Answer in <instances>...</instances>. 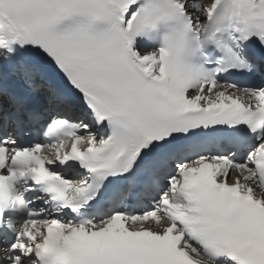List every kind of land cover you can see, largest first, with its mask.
<instances>
[{"label": "snow or ice", "instance_id": "obj_1", "mask_svg": "<svg viewBox=\"0 0 264 264\" xmlns=\"http://www.w3.org/2000/svg\"><path fill=\"white\" fill-rule=\"evenodd\" d=\"M0 264H264V0H0Z\"/></svg>", "mask_w": 264, "mask_h": 264}]
</instances>
